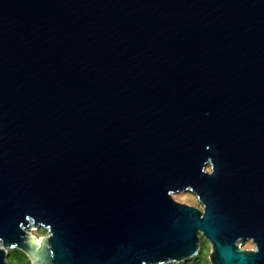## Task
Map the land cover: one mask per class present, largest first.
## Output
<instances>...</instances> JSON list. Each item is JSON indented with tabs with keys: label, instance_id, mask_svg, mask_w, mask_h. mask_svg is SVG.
<instances>
[{
	"label": "water",
	"instance_id": "1",
	"mask_svg": "<svg viewBox=\"0 0 264 264\" xmlns=\"http://www.w3.org/2000/svg\"><path fill=\"white\" fill-rule=\"evenodd\" d=\"M200 236L264 264V0H0V264H178Z\"/></svg>",
	"mask_w": 264,
	"mask_h": 264
},
{
	"label": "rangeland",
	"instance_id": "2",
	"mask_svg": "<svg viewBox=\"0 0 264 264\" xmlns=\"http://www.w3.org/2000/svg\"><path fill=\"white\" fill-rule=\"evenodd\" d=\"M171 196L177 202H180V203H183V204H187V205L194 206L196 208L202 209V206L198 202L196 196L193 193L189 192V191H186V192H177V193L171 194ZM31 233L36 238H38L40 236H43V235H47V231L44 230L41 227H38L36 229H33L31 231ZM240 246H241V248H244V249H252L253 248V244L250 241H246L244 243H241ZM200 250L204 251V253L207 254V255L210 252V245L201 236H200V249H199V251ZM12 251L13 250H10L7 253V261H8V264H26V261L25 260H21V262L15 261L14 260V254L12 253ZM23 258L24 257H22V259Z\"/></svg>",
	"mask_w": 264,
	"mask_h": 264
},
{
	"label": "trees",
	"instance_id": "3",
	"mask_svg": "<svg viewBox=\"0 0 264 264\" xmlns=\"http://www.w3.org/2000/svg\"><path fill=\"white\" fill-rule=\"evenodd\" d=\"M12 253L14 254V260L15 261H19L21 262V260H25L26 264H30L27 257L24 256V254L18 250H13ZM22 257H24L22 259ZM174 264V263H172ZM178 264H210L208 261V255L204 253V251L200 250L198 252V254L196 256H194L193 258L185 261V262H181Z\"/></svg>",
	"mask_w": 264,
	"mask_h": 264
},
{
	"label": "snow or ice",
	"instance_id": "4",
	"mask_svg": "<svg viewBox=\"0 0 264 264\" xmlns=\"http://www.w3.org/2000/svg\"><path fill=\"white\" fill-rule=\"evenodd\" d=\"M14 246V245H13ZM260 249H257V251H259Z\"/></svg>",
	"mask_w": 264,
	"mask_h": 264
}]
</instances>
